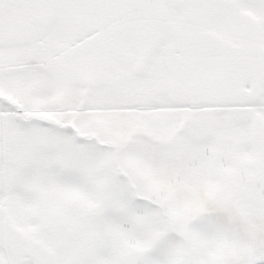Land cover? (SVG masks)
Segmentation results:
<instances>
[{"label": "snow or ice", "instance_id": "1", "mask_svg": "<svg viewBox=\"0 0 264 264\" xmlns=\"http://www.w3.org/2000/svg\"><path fill=\"white\" fill-rule=\"evenodd\" d=\"M0 264H264V0H0Z\"/></svg>", "mask_w": 264, "mask_h": 264}]
</instances>
